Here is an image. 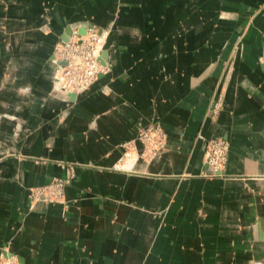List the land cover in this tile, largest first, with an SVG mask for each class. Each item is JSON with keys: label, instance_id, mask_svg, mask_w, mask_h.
I'll use <instances>...</instances> for the list:
<instances>
[{"label": "crops", "instance_id": "1", "mask_svg": "<svg viewBox=\"0 0 264 264\" xmlns=\"http://www.w3.org/2000/svg\"><path fill=\"white\" fill-rule=\"evenodd\" d=\"M82 23L110 29L109 71L57 94L53 47ZM263 45L264 0H0V247L18 264H264ZM151 122L166 150L113 168ZM210 137L228 141L223 177L203 174ZM67 164L65 203H31Z\"/></svg>", "mask_w": 264, "mask_h": 264}, {"label": "rangeland", "instance_id": "2", "mask_svg": "<svg viewBox=\"0 0 264 264\" xmlns=\"http://www.w3.org/2000/svg\"><path fill=\"white\" fill-rule=\"evenodd\" d=\"M78 24L71 25L72 27H76ZM90 30H89V35L85 38V44L82 45L80 48L83 49H78L74 51L76 54L81 55L82 50L86 51L88 48L93 47L95 45L96 39H94V35L102 34L104 36V42H103V50L105 48V44L110 32L109 28H102L96 24H90L88 25ZM63 40V39H62ZM62 40H58L52 50V60L54 61L56 68L54 71V85L52 91L55 93L59 94H67L61 93V91L58 90L56 87V77L59 76L60 74L58 73L57 69L58 66L62 65H67L66 58L65 56H68L67 54L70 53L67 51L66 47H62ZM59 44V46H56ZM264 48V45H263ZM262 48V50H263ZM102 50V51H103ZM56 53L55 57L53 56V53ZM262 53V51H261ZM261 53L259 55V59L261 56ZM84 55V53H83ZM86 56H81L79 59H85ZM56 58V59H55ZM60 59V60H59ZM56 61H63V63L58 64ZM102 62V59H101ZM102 64L105 66V70L103 72H98L96 75H93L89 78H87L83 82V86L74 93H78L82 90H85L89 88L93 82L99 77V75L107 73L109 71V67L105 62H102ZM83 63H77L72 70L69 71V76H73L74 78H78V75L82 74V71L84 67H82ZM79 81V80H77ZM70 93V92H69ZM222 94L218 93L216 97L213 98L212 100V106L210 108V114L209 116L211 118H215L221 107H222ZM210 138H215V137H210ZM209 138H204V152H203V159L205 158V145L206 141ZM138 145L140 148L138 149ZM120 146L122 148V153L119 159L116 161V163L113 165V168L115 169H122L126 172H137L139 170L135 169L134 166L137 163V161L143 160V161H150L157 155H159L161 152L166 150L168 146V138L167 135L160 125L159 122H151L148 123L142 127H139L136 133V136L133 139H129L126 141H123L120 143ZM205 162V161H204ZM226 165V164H225ZM225 167V166H224ZM207 170L203 172L205 175ZM74 176V169H73V164H67V167L65 169V174L64 176H53L48 182L43 183V184H37V185H32L28 187V198L31 203H34L36 201H43L45 203L48 202H59V203H65V189L66 187L70 184L71 179ZM213 177H219V176H213ZM43 193L44 197L41 198L40 194ZM2 247H5L8 249V246L2 245L0 247V250ZM11 254V253H10ZM0 259L2 257L0 256ZM17 262V260H16ZM18 264V263H16Z\"/></svg>", "mask_w": 264, "mask_h": 264}, {"label": "built area", "instance_id": "3", "mask_svg": "<svg viewBox=\"0 0 264 264\" xmlns=\"http://www.w3.org/2000/svg\"><path fill=\"white\" fill-rule=\"evenodd\" d=\"M79 25L75 28L70 26V34L66 40H62L61 46L66 47L67 51L70 52L65 56L67 65L58 66L57 69L59 76L56 77V87L61 93H69V92H77L82 86L83 82L93 76L98 72H103L105 70V66L101 62V52L103 50V42L104 36L102 34L94 35L95 45L93 47L88 48V50L83 51L82 54H76L74 51L80 48L85 44V38L89 35V26L85 28L84 33H78ZM56 46H59L57 44ZM84 53V55H83ZM56 53H53L55 57ZM81 56H86L85 59H79ZM56 59V58H55ZM60 60V59H59ZM260 62L264 64V48L262 50L260 56ZM77 63H83L82 74L78 75L77 79L73 76H69V71H73V68ZM79 80V81H77ZM228 141L221 137L209 138L206 141L205 145V155L204 161L207 165L206 176H225L224 166L227 162L228 157ZM40 197L43 198V193L40 194ZM0 264H16V258L14 255L9 253V250L5 247H2L0 250Z\"/></svg>", "mask_w": 264, "mask_h": 264}, {"label": "water", "instance_id": "4", "mask_svg": "<svg viewBox=\"0 0 264 264\" xmlns=\"http://www.w3.org/2000/svg\"><path fill=\"white\" fill-rule=\"evenodd\" d=\"M88 26L87 23H82L79 28H78V33H84L85 31V28ZM70 34V29H68L64 35V37L62 38L63 40H66L68 38V35ZM105 58H106V51L103 50L101 52V59H102V62H105ZM56 63L58 64H61L63 63V61H56ZM68 95H70L71 97H74L75 93L74 92H70L68 93Z\"/></svg>", "mask_w": 264, "mask_h": 264}]
</instances>
